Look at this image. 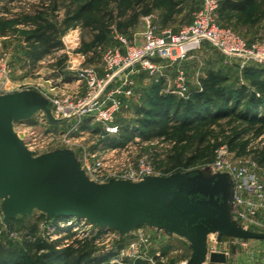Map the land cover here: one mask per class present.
<instances>
[{
    "label": "rangeland",
    "instance_id": "rangeland-1",
    "mask_svg": "<svg viewBox=\"0 0 264 264\" xmlns=\"http://www.w3.org/2000/svg\"><path fill=\"white\" fill-rule=\"evenodd\" d=\"M106 1L103 0L102 2L106 3ZM39 2L40 0H0V16L11 18L22 12L29 13L32 6L37 5ZM88 3L89 0H58V10L54 13L55 18H52V21L57 24L61 31L63 48L60 51L53 52L49 58H45L44 63L37 64L35 68L27 66L21 68L24 67L26 46L20 36L11 35L6 39H0V62L8 63L12 73L14 71L13 65H15V68L21 69V74L17 73L18 77L23 76L26 78L18 81L21 89H36L43 94L45 99L52 96L59 97L67 89L59 88L56 80L52 81L50 78L56 77L57 63L62 57H67L64 62L67 69L64 73L73 76V73L82 67L91 66L100 70L101 57L106 51L116 48L124 50L125 47H121L118 40L120 37L126 39L129 45L141 43V35L145 29L144 17L139 19L127 35L118 34L112 29V33L106 38L105 45H99L95 42L96 33L90 29L79 26L75 29L65 30L62 26L64 19ZM201 5L202 0H183L180 7L176 8V12L171 9L167 12L163 10L154 12L155 22L162 30L169 29L177 32L191 22L193 14ZM257 9L258 11L252 14V19L260 13H264V0L258 1ZM3 10L8 11L6 15ZM102 13H105L104 10L101 11ZM168 14H172V17L168 20L166 27H163L161 17ZM127 15L128 12L125 13L124 18H127ZM157 18L158 21H156ZM235 22L219 23V25L232 30L248 44L257 40L264 41V35L260 37L258 35L261 30L260 26H250V24L243 23L235 25ZM75 37H77V40L74 41ZM94 43L95 45H93ZM227 62L229 61L218 50L212 48L208 43H204L200 50L192 53L186 60L176 63V68L183 69L186 74L187 87L191 91L198 87L199 79L206 77L211 70H221L222 73L228 75L230 78L229 84L247 83L241 79L238 69L233 68L234 64L231 63L230 65ZM176 68L172 67L167 70L170 81L174 79ZM38 79L40 81H36ZM47 80L50 84L45 83ZM135 81V98L124 101L125 108L117 115V123L119 124L134 119L135 107L145 105L147 95L172 96L165 92L170 87L167 82L161 81L154 84L159 85L154 88L155 86L153 87L150 82L146 81V76L143 73L135 76ZM73 123L66 125V128L65 126L62 127L66 132L73 131ZM93 125L95 130L88 128V131L79 133L78 137L73 135L68 143L63 139L62 132L54 128L52 137L49 138L52 145L48 148L50 152L56 150L71 152L79 170L94 184L104 185L110 181L138 184L146 179L163 181V179L171 178L174 175L187 174L186 178L198 177L199 181L214 185L217 177L223 175L219 174L214 167L216 152L221 147L227 148L233 162L252 165L251 168L264 182V129L259 123L249 125L237 120L235 117L221 119L216 126L210 128L202 145H199V142L204 136L205 129L201 128L193 131L178 130L171 133L169 139H155L148 142L143 141L136 134L125 147L116 149L107 148V143L111 142L112 137L105 136L98 125ZM182 135L188 137L184 142H180ZM198 146L203 151L204 160L194 163L186 170L183 169L181 164L197 155ZM93 150L96 158L90 159V164H93L92 162L97 158H103L109 162L107 168L91 178L83 169V158L86 152L93 155ZM112 150L116 152L113 153ZM106 151H109V154H104ZM140 161L153 168V173L144 177L141 176L142 181L132 182L126 178V170L136 172ZM172 170L174 171L169 173ZM178 191L179 189L172 190L173 193ZM58 219L56 222L54 216L42 212L36 207L12 206L7 198H0V247H20L27 229L34 225L36 226L37 237L48 242L65 238L67 235H74L68 239L96 237L100 239L97 246L103 254L115 252L117 246L122 243L123 246L119 251V255H124L123 259H126V264H132L135 260L145 261L153 258L157 253H160V256L164 255L163 264H181L187 262L192 254L186 240H180L178 237L169 235L167 231L159 230L156 224L157 219H154L153 223H149V221L143 222L142 218L137 216L127 228L119 227L117 229L100 228L94 220L86 218ZM209 239H213V237H209ZM225 240L226 243L229 242V245L226 246L229 251L228 264H264V240L244 239L233 244V239ZM239 244H243L245 247L242 245L244 247L242 248Z\"/></svg>",
    "mask_w": 264,
    "mask_h": 264
},
{
    "label": "trees",
    "instance_id": "trees-1",
    "mask_svg": "<svg viewBox=\"0 0 264 264\" xmlns=\"http://www.w3.org/2000/svg\"><path fill=\"white\" fill-rule=\"evenodd\" d=\"M102 1L89 0V3L77 12L68 15L62 26L65 30L79 26L90 29L96 33L95 42L105 45L112 29L118 34L127 35L141 17L153 15L159 10L167 12L171 9L176 12V8L183 2V0H107L106 3ZM217 1L218 25L236 21L235 25L243 23L260 26V29L264 27V13L252 19V14L258 11L259 0ZM57 10L58 0H40L37 5L32 6L29 13L22 12L11 18L0 16V38L20 36L26 46L25 57L36 63L63 48L61 31L52 21ZM103 10L105 13L101 14ZM3 11L5 15L8 12ZM126 12L128 15L124 18ZM169 14L161 17L163 27H166L173 13ZM66 59V56L62 57L57 66L61 68ZM240 77L247 83L229 84L228 75L221 70H211L206 77L199 79V88L192 90L188 100L158 94L147 95L146 104L135 107V117L132 121L117 123L119 134L110 139L107 147L123 148L136 134L148 142L169 139L171 133L178 130L193 131L201 128L205 129L204 136L199 142V145H202L210 128L216 126L219 120L230 117L249 125L259 123L264 129V68L247 67ZM152 85L154 88L159 86L154 83ZM187 139L186 135H182L180 142ZM202 153L198 146L196 156L183 164L180 163L183 169L186 170L194 163L204 160L205 156ZM57 220L59 219L55 218L56 222ZM73 236L67 235L65 238L48 242L37 237L36 226L31 225L20 247H0V264H109L116 256L114 253L100 254L97 246L100 239L96 237L68 239ZM120 249L119 245L118 250ZM132 264L148 263L135 260Z\"/></svg>",
    "mask_w": 264,
    "mask_h": 264
},
{
    "label": "water",
    "instance_id": "water-1",
    "mask_svg": "<svg viewBox=\"0 0 264 264\" xmlns=\"http://www.w3.org/2000/svg\"><path fill=\"white\" fill-rule=\"evenodd\" d=\"M47 106L44 97L33 93L0 98V198H7L12 206L36 207L55 218H86L110 229L127 228L137 216L149 223L157 219L159 230L188 240L192 254L187 264L205 261L209 233L264 239V234L245 232L230 223L225 175H219L214 185L198 177L186 178L187 174L163 181L97 185L79 170L69 151L33 158L12 132V122L29 119L39 110L53 122ZM173 189L179 191L173 193ZM219 194L223 196L221 204L216 200ZM196 196L207 200H196ZM210 261L225 263L226 258L213 253Z\"/></svg>",
    "mask_w": 264,
    "mask_h": 264
},
{
    "label": "built area",
    "instance_id": "built-area-1",
    "mask_svg": "<svg viewBox=\"0 0 264 264\" xmlns=\"http://www.w3.org/2000/svg\"><path fill=\"white\" fill-rule=\"evenodd\" d=\"M217 10V0H202L191 22L177 32L160 29L153 15L144 17L141 43L129 45L126 39L120 37L118 40L121 47H125L124 50L116 48L106 51L101 57L100 70L89 66L73 73L72 77L82 92L46 97L55 115L73 121L74 132H78V126L83 122L90 121L98 125L105 136L114 138L119 134L117 115L125 108L124 101L135 98V76L138 74L143 73L150 84L167 82L170 85L165 91L168 95L183 100L191 97L186 74L183 69L176 68V63L186 60L204 43L218 50L229 62L236 63L240 71L250 66L264 68V41L248 44L232 30L220 27L216 22ZM172 67L176 69L174 79L170 81L167 70ZM10 68L8 63L0 62V91L9 82L12 74ZM38 119V123L44 122L42 114L38 115ZM73 131L61 133L66 143L73 137ZM49 135L52 136V133ZM29 136L30 143L35 145L37 134L32 132ZM84 155L83 169L91 178L107 168L109 161L97 158L90 164V159H95L96 155L87 152ZM214 167L219 174L227 177L234 220L249 229L264 231V182L251 168L252 165L233 162L227 148L221 147L216 152ZM126 171V178L138 182L142 181V177L151 175L153 168L140 161L136 172ZM213 253L217 252L207 249L202 264H211L210 255ZM123 256L109 264H125ZM145 261L148 264H163V261L157 262L153 258Z\"/></svg>",
    "mask_w": 264,
    "mask_h": 264
},
{
    "label": "crops",
    "instance_id": "crops-1",
    "mask_svg": "<svg viewBox=\"0 0 264 264\" xmlns=\"http://www.w3.org/2000/svg\"><path fill=\"white\" fill-rule=\"evenodd\" d=\"M156 21H158V18L156 19ZM258 35H259V37L264 35V27L261 28V30H260ZM6 38H8V37H6ZM6 38H0V39H6ZM23 43H24V41H23ZM60 50H58V51H60ZM49 57H50V55L44 57L43 59H41L40 61H38L36 63H32L30 60H28L25 57L24 58V67L22 66L21 68L23 69V68H25V66L35 68L37 64L40 65V64L44 63L45 58H49ZM231 63H233V62H229L230 65H231ZM233 64H234L233 68L236 67L238 69L239 75L241 76V73H242L243 70L240 71L238 65L236 63H233ZM13 68H14V71L11 74L10 81L5 85L3 91H0V98L1 97H6V96H11V95L24 94V93H33V94H35L37 96L44 97L43 94L40 91L36 90V89H31V90H28V89L26 90V89H23V88L21 89V85H18V84H20V83H18V81H19V79L21 80L24 77L23 76L18 77V75H17V73L21 74L20 73L21 69L19 70L18 67H17L18 69L15 68V65H13ZM66 69L67 68L65 67L64 64L61 66V68L58 67L56 77L55 78H50V79H52V81L56 80V82L58 84V87L59 88L62 87V89L63 88L67 89L66 92H70V93H80V92H82V89L80 88L79 84L73 79V77L71 75H67V73H64ZM24 79H26V78H24ZM36 81H40V79H38ZM45 83L50 84L48 82V80ZM197 88H199V83H198V87H196L195 89H197ZM47 109L50 111V114H51V117L53 119V122H50L48 120V118H47V115L41 110L36 111L29 119L18 120V121H13L12 122V132L14 133V135L16 136L18 141L21 142L23 147L31 154V156L33 158H37V157H40V156H43V155L52 154V153H55L57 151H60V150H56V151H51L50 152L49 148H50V146L52 144H50L49 138H51L52 136H50L49 134L53 133L54 128H56L60 132L64 133L65 129L62 126H65V128H66L67 127L66 125L73 123V121H71V120H65L63 118H60V117L56 116L54 111H53V109L51 108V106L48 105ZM40 114H42L43 118H44V122H42V123H38L37 122L39 120L38 119V115H40ZM93 124L94 123H91V122H83L81 125L78 126V132H83V131L86 132V131H88V128H90V130H95ZM32 132L37 134V139L38 140L36 141L35 145H33V143H30L31 137L29 136V134L32 133ZM78 132L76 131L73 135L75 137H78V134H79ZM31 144L33 146H31ZM107 145H108V143H107ZM107 148H105V149H107ZM115 152L116 151H114L113 153H115ZM104 154H105V152H104ZM106 154H109V151ZM93 155H95V151H94ZM228 192H229V190H228ZM229 196H230V193H229ZM196 200H207V199H206V197H203V196H200V197L196 196ZM216 200H218L219 204H221L223 202L222 194H219L216 197ZM227 214H228V218H229L230 223L233 224L238 229H240L242 231H245V232H252V233H256V234H264V231H262V230L249 229L246 226H244L241 223L236 222V220H234V218H233V210H232L231 205H230V197H229V204H228ZM161 231L165 232V230H161ZM169 235L178 237V238H180V240L183 239V240H186L188 242L187 239H185L184 237H181V236H179L177 234H174V233L170 234L169 233ZM209 237H213V239H209ZM224 239H228V240L233 239L234 241L232 242V244L234 242L237 243L238 240L243 241L244 239L264 240V239H259V238H236V237H229V236L219 237V233L218 232L209 233L207 235V238H206V248L208 250H213L214 252H217L219 254H223L225 256V258H226V262L225 263H212L210 261L211 264H228V262H229V251L226 249V246H227V244L229 245V242L226 243V240L224 241ZM99 241L97 243L98 245H99ZM188 244H189V247H190V243L189 242H188ZM119 245L122 248V246H123L122 243L119 244ZM239 245L242 248L245 247V245H243V244H239ZM118 246H117V249L115 250V252H109V253L116 254V256L110 260V262H113L115 260H119L121 258L120 255H119V251L120 250H118ZM100 254H103V253L100 252ZM153 259L156 260L157 262H162L163 259H164V255L160 256V253H157L153 257ZM123 262L126 264L127 263L126 259H123Z\"/></svg>",
    "mask_w": 264,
    "mask_h": 264
}]
</instances>
